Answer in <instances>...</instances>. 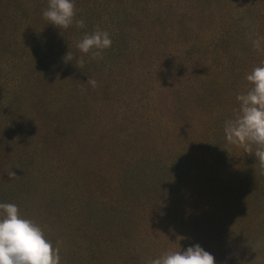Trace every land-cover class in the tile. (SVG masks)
<instances>
[{
	"label": "rangeland",
	"instance_id": "rangeland-1",
	"mask_svg": "<svg viewBox=\"0 0 264 264\" xmlns=\"http://www.w3.org/2000/svg\"><path fill=\"white\" fill-rule=\"evenodd\" d=\"M138 1L124 5L130 22L117 20L125 27L127 44L117 43L115 49H121L115 54L112 41V56L94 62L102 69L98 75L110 78L112 107L93 100L86 117L95 124L77 135L80 141L73 139V163L67 156L59 166L52 160L62 178L56 192L60 204L52 210L26 205L19 207L20 215L42 228L59 249L60 264H148L164 250H178V243L181 251L199 244L216 264H264V171L254 155L227 145L223 133L215 141L208 139L215 127L222 132L223 122L234 116L235 95L249 87L245 75L264 62V50L251 46L256 36L264 37V0ZM157 2L166 6L160 10L163 27L133 24L132 14L140 15ZM97 13L89 22L113 40L119 26L113 24V31L103 23L101 10ZM79 14L75 18L88 23L86 14ZM100 62L107 65L103 68ZM197 65L201 71L194 75L191 68ZM223 68L229 74L225 82L218 75ZM185 73L188 83L193 82L190 94L203 91L196 78L192 80L200 73V80L228 84L231 93L211 101L184 98L187 91L179 90L180 95L173 87L184 81ZM10 142L0 151L12 154L16 149ZM142 154L156 160L157 169L148 179L159 178L160 183L153 191L149 188L146 197L137 192L139 201L131 202V196L117 200L121 190L116 178L125 167L127 173L134 171L137 166L127 164ZM234 170L236 178L230 177ZM98 182H104V190ZM86 189L102 197L106 205L100 209L108 210V221L85 216L75 205Z\"/></svg>",
	"mask_w": 264,
	"mask_h": 264
},
{
	"label": "trees",
	"instance_id": "trees-1",
	"mask_svg": "<svg viewBox=\"0 0 264 264\" xmlns=\"http://www.w3.org/2000/svg\"><path fill=\"white\" fill-rule=\"evenodd\" d=\"M129 1L131 0H75V12L80 11L79 15L86 14L88 23H85V27L90 29L74 27V30L70 31L72 26L61 30V35L58 34V28L48 24L41 16L42 10L47 6V0H0V150L4 144L5 148L8 147V140L15 144L16 149L12 154L0 151V202L14 203L20 209L32 205L31 208L39 210H52L60 204V197L56 196V192L62 178L58 179L60 172L52 160L55 159L59 166L61 158L67 156L68 163L72 164L74 157L76 158L75 149L72 147L73 139L75 142L80 141L77 135L86 130L88 132L95 124L94 119L86 117L87 111L94 105L92 101L97 100L104 104L101 107L111 108L114 99L107 91L110 78L98 75V71L102 69L94 63L102 60H90L85 57L84 65L77 68L74 60L65 64L61 58L67 51L74 57L81 55L75 48L76 40L72 37L76 35L81 38L84 32L96 30L94 22L91 24L89 20L97 16L99 10L106 17L110 16L105 17V25H112L113 31L117 26L120 28L112 34L114 46L111 48L114 47L117 54L128 42L124 37L125 27H120L117 20H121L120 23L130 22L129 14L124 12V5ZM137 3L140 4L141 0ZM164 8V3L157 2L144 9L140 15L132 14L133 24L143 21L163 27L166 20L162 18L164 12L161 13L160 10ZM78 19H81V16ZM107 21L109 24H106ZM117 43L122 45L115 49ZM111 53L108 49L104 50L103 60L112 56ZM115 63L120 62L117 60ZM100 64L103 68V64L107 65L102 62ZM200 68L199 65L191 68L192 72H195L194 75L201 71ZM186 73L181 78L184 81L173 87L179 94V90L187 91L188 95L184 98L211 101L220 98L221 94L231 93V90L225 88L228 84H212L205 79L200 80L203 76L200 73L199 77L194 76L192 80L196 78L203 91L190 94L189 85L193 82L189 84L190 77ZM226 73L225 68L219 70L218 75L224 82L229 77ZM8 76L10 82H6ZM87 78L95 79L97 86L89 87L86 84ZM187 110L190 109L187 107ZM221 133L215 127L208 139L215 141ZM33 139L41 143V148ZM90 143L89 141L85 145ZM129 162L131 163L127 166L137 168L127 173L125 167L122 177L116 178L117 190H121L117 200L122 202L130 196L131 202L134 199L139 201L141 196H135L138 195L137 192L146 197V191L149 188L153 191L160 183L159 178H152L150 181L148 179L153 177L157 169L156 160H149L142 154ZM39 166L42 171L35 169ZM235 173V170L232 171L230 177L236 178ZM159 174L162 173L158 172L157 175ZM100 177L102 178V175ZM99 185L104 190L101 186L104 182H98ZM87 189L81 192V198L78 201L76 199L75 205L80 206L85 216L94 217L100 222L108 221V210H102L106 205L102 197ZM107 200L110 199L106 198L105 201ZM101 205L103 206L100 209ZM113 212L112 209L109 214L113 216ZM27 215L29 214L26 213Z\"/></svg>",
	"mask_w": 264,
	"mask_h": 264
},
{
	"label": "clouds",
	"instance_id": "clouds-1",
	"mask_svg": "<svg viewBox=\"0 0 264 264\" xmlns=\"http://www.w3.org/2000/svg\"><path fill=\"white\" fill-rule=\"evenodd\" d=\"M41 16L48 24L61 30L72 26L85 27L82 19H76L75 0H47ZM112 44L109 33L96 29L84 32L76 42L75 48L81 54L74 57L66 52L62 62L75 61L77 68L90 60H103V52ZM253 50H264V37L251 40ZM245 81L246 91L235 95L234 116L223 122L222 133L227 145L241 148L246 154L254 155L261 171H264V62L248 72ZM86 84L95 88L97 81L87 78ZM86 91V89H82ZM181 239L184 237L177 236ZM176 237V240H177ZM0 264H60L59 249L53 247L42 228L32 220L22 217L14 203L0 202ZM148 264H216L211 253L199 244L192 243L183 251L167 249L149 259Z\"/></svg>",
	"mask_w": 264,
	"mask_h": 264
}]
</instances>
